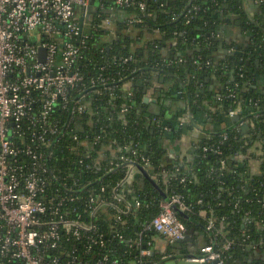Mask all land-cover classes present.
Listing matches in <instances>:
<instances>
[{
  "label": "trees",
  "instance_id": "trees-1",
  "mask_svg": "<svg viewBox=\"0 0 264 264\" xmlns=\"http://www.w3.org/2000/svg\"><path fill=\"white\" fill-rule=\"evenodd\" d=\"M102 1L105 8L97 6L92 22L99 24L110 17L112 28L90 29L74 64L85 83L99 76L115 81L111 90L93 96L83 114V139L91 142L96 135L101 137L93 147L64 138L51 163L61 177L73 183L74 178L100 177L109 159L128 156L155 178H139L133 183V194L126 196L141 202L136 211L140 222L132 213L125 216L128 224L114 222L110 228L107 212L114 214V210L107 208L101 213L98 223L105 233L103 250L125 264H155L160 254L140 258L139 251L112 236L111 229L136 237L137 227L160 212L165 196L180 194L191 207L185 214L177 211L187 227L214 220L215 247L221 251L223 264H264V244H260L264 242V94L257 86L258 79L264 78V0H260L263 15L254 19L243 0H143L145 11L136 6L117 7L118 11L113 6L109 10L112 3ZM100 13L102 17L97 16ZM222 14L238 15L239 29L245 33L243 44L242 40L231 44L233 51L217 58L216 35ZM206 78L218 82L216 89L201 91ZM126 81H131L130 87ZM157 83L160 86L154 87L152 96L165 109L152 114L144 98ZM188 105L195 122V114L204 112L206 123L215 129H208L210 136L186 155L176 144L193 128L192 122L182 123L180 119ZM238 105L248 120L247 132L230 121L229 111ZM56 116L63 122L66 112L57 109ZM255 142H260L261 148L259 154L248 156L259 164V171L253 173L247 160L240 162L237 156L247 154ZM172 146L174 157H170ZM80 159L81 165L89 167L76 170ZM96 159H100L98 164H94ZM69 171L74 174L70 176ZM124 173L125 168L118 169L93 189L81 191L79 202L68 204L85 206V201L104 186L105 198L125 206V201L116 200L112 194V187ZM156 236L149 232L145 241L156 242ZM207 239L206 244L211 243ZM227 241L232 245L224 250ZM258 243L254 256L246 244ZM182 249L185 251V243Z\"/></svg>",
  "mask_w": 264,
  "mask_h": 264
},
{
  "label": "built area",
  "instance_id": "built-area-1",
  "mask_svg": "<svg viewBox=\"0 0 264 264\" xmlns=\"http://www.w3.org/2000/svg\"><path fill=\"white\" fill-rule=\"evenodd\" d=\"M108 1L112 3L109 10L113 6L116 11L117 7L131 6L146 10L143 0ZM98 5L105 8L102 0H0V264H125L103 250L105 233L98 219L104 210L111 208L114 214L107 212L110 228L114 222L128 224L125 216L132 213L140 222L136 211L142 207L141 202L126 196L133 194L135 181L145 178L137 164L152 180L154 176L137 160L122 156L117 161L109 159L100 177L83 181L74 178L70 183L51 163L64 138L93 147L101 137L98 134L91 142L83 139L80 135L85 130L83 114L93 96L111 90L115 81L99 76L85 83L84 76L74 68L88 31L112 28L110 17L99 24L92 22ZM97 16L102 17L101 13ZM125 83L131 86V81ZM156 86L160 85H154L147 96L155 98L152 94ZM57 109L66 112L63 122L56 116ZM242 112L238 105L229 111V116L238 114L248 123ZM181 117V122L187 120L185 115ZM236 127L241 130L240 125ZM206 134L210 136L209 131ZM173 154L170 152V157ZM101 157L105 158L103 154ZM99 161L96 159L94 164ZM82 162L80 159L76 170L89 167L81 165ZM120 168H125V173L112 187V194L116 200L125 201V206L105 198L104 186L85 201V206L68 204L79 202L81 191L93 189ZM160 206L157 215L137 227L136 237H128L118 229H111L114 232L111 235L135 247L140 258L158 251L162 255L160 239L167 245L186 235L188 227L178 217L176 208L187 212L191 207L180 194L164 198ZM204 226L211 243L201 248L199 257L190 260L223 264L221 251L215 247L214 220L207 219ZM149 232L157 233L156 242L145 241ZM231 245L227 241L223 249Z\"/></svg>",
  "mask_w": 264,
  "mask_h": 264
},
{
  "label": "crops",
  "instance_id": "crops-1",
  "mask_svg": "<svg viewBox=\"0 0 264 264\" xmlns=\"http://www.w3.org/2000/svg\"><path fill=\"white\" fill-rule=\"evenodd\" d=\"M247 1L251 2V0H245L246 4H247ZM245 10H246V8H245ZM253 11L255 12V14L251 15V17L253 19L256 17H261L259 14H257L256 10H253ZM261 11H262V9H261ZM247 13L250 15L249 11H247ZM261 13H263V12H261ZM222 15L224 18L221 19V22L218 25V30H217V35H216L217 40H218V38L222 39V42L218 40V46L216 49V57L217 58L225 57L229 52V48H231L230 45L239 42V40L241 42V40L243 39L242 34L245 33L244 31H241L239 29L240 26L237 24V19H233V16L235 14H229V15L222 14ZM242 44H243V40H242ZM219 45H221L222 48ZM258 80H259L257 82L258 88L260 90H264V78H259ZM201 87H203V88L206 87L209 90H212V89L214 90V89H216L217 86H216V83L214 84L211 80L208 82L205 81L201 85ZM185 116L187 117L186 119L188 121L187 120L182 121V123H186L189 121L191 122V120L194 118L193 113L191 114V116H189L186 113ZM206 118H207V115L204 112L197 114V116L195 114V120L197 122V126H199L200 131L203 132V130H204L205 138L208 137V135L205 133L208 131V129L209 130L215 129L214 125L206 123ZM208 125H210L209 128H208ZM193 132H194V129L192 128L191 132L182 138V140L180 141L181 143L178 142V144H176V146L179 147V150L182 154H186V155L189 154L192 151L193 147L198 145L199 142L202 140L199 137L195 136L193 134ZM260 148H261L260 142H255L254 145L249 149L247 154H245L242 157L237 156L238 159L240 160V162H245V160H247V162H248L247 164L249 165V169L253 173L259 171V164H258L257 160L252 159L251 157L248 158V156L252 153L259 154ZM172 156L174 157L175 155L173 154ZM195 230H196V232L192 235V240L185 242V251L184 252H188L190 249L197 247V246H203V245H205L206 241L208 240L207 239V238H209L208 234L200 224L195 225ZM157 243H159V242H157ZM248 245H253V248H251L249 250L250 252H253V249H254V251L255 250L258 251L257 250L258 248H257V246L255 247V244H248ZM160 246H161L160 251H164V249H166V247H167L166 243L161 239H160ZM157 250H159V247ZM178 251H179V248L175 250V252H178ZM161 253H163V252H161ZM253 254L255 256L254 252H253Z\"/></svg>",
  "mask_w": 264,
  "mask_h": 264
},
{
  "label": "water",
  "instance_id": "water-1",
  "mask_svg": "<svg viewBox=\"0 0 264 264\" xmlns=\"http://www.w3.org/2000/svg\"><path fill=\"white\" fill-rule=\"evenodd\" d=\"M243 5L246 8V10L249 11L250 16L252 14H255V12L253 10H256L257 11V14H259L260 16L263 15V13H261L262 12L261 11L262 8H261V5H260L259 0H251V2H248L247 1V4L245 3V0H244L243 1ZM90 11H92V7L90 8ZM233 19H237V24L238 25L241 24V21L239 20V16L238 15H234L233 16ZM218 40L222 42V39L221 38H218ZM219 46L222 48L221 45H219ZM205 81L208 82V81H211V79L210 78H206ZM212 82L214 84L215 83L218 84V82H216L214 80ZM205 88L206 87H204L201 91L202 92L205 91ZM259 91L264 94V90H260L259 89ZM144 102L146 104H149V109H148V112L149 113H152V114H160L165 109L160 103H158L157 99H155V98H151L149 96H146L144 98ZM186 113L189 116H191L192 111H191V106L190 105H188L187 110H186V112H184L183 116ZM180 119L182 120V117H180ZM244 120H245V118H242L238 114H236L234 116H230V121L236 122V124H235L234 127L240 125V128H241L242 131H248L249 130V125H248L247 122H244ZM191 122L193 123V126H194L193 127V129H194L193 134L195 136L199 137L200 139H204L205 138L204 130H203V132L199 130V126H197V122L194 121V118L191 120ZM209 127H210V125H208V128ZM212 130H214V129H212ZM205 133H207V132H205ZM170 150H171V152H174V149L173 148H171ZM137 166L143 172L144 177H148V174L145 171V169L142 168L139 164H137ZM141 179L143 180V177ZM165 198L167 199L166 196H165ZM176 210L177 211H180L178 208H176ZM180 212L183 213V214H185V212H183V211H180ZM202 227L208 233L206 227L204 225H202ZM195 232H196L195 227H188L187 228V231H186V235H185L184 238L179 239V240H176L173 243H168L166 245L167 246L166 249H164L162 255H160L159 259L155 262V264H206L204 262H195V261L190 260L192 258H196V257H199L201 255V248L204 245L203 246L194 247V248L190 249L188 252H184L183 249H182L183 243L188 242V241H191L192 240V235ZM210 235L213 236L211 233H210ZM178 248H179V251L178 252H175V250L178 249ZM251 248H253L252 245L248 246V249H251ZM157 253L159 254L160 252L158 251Z\"/></svg>",
  "mask_w": 264,
  "mask_h": 264
}]
</instances>
